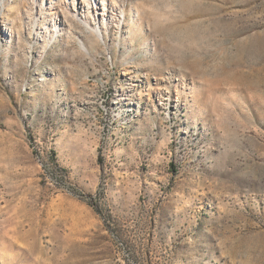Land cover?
Here are the masks:
<instances>
[{
  "label": "rangeland",
  "instance_id": "1",
  "mask_svg": "<svg viewBox=\"0 0 264 264\" xmlns=\"http://www.w3.org/2000/svg\"><path fill=\"white\" fill-rule=\"evenodd\" d=\"M0 264H264V0H0Z\"/></svg>",
  "mask_w": 264,
  "mask_h": 264
},
{
  "label": "bare ground",
  "instance_id": "2",
  "mask_svg": "<svg viewBox=\"0 0 264 264\" xmlns=\"http://www.w3.org/2000/svg\"><path fill=\"white\" fill-rule=\"evenodd\" d=\"M81 4H82V2H81ZM83 6H86V3L84 4V1H83V4H82ZM88 23V22H87ZM91 27V30L93 31V32H95L96 34H100V33H102V31H101V29H100V27L99 26H92V25H90Z\"/></svg>",
  "mask_w": 264,
  "mask_h": 264
}]
</instances>
